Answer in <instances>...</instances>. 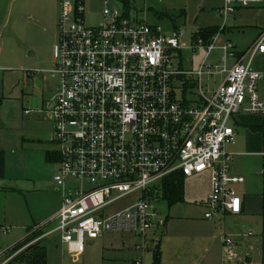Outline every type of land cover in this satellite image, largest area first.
Returning a JSON list of instances; mask_svg holds the SVG:
<instances>
[{
	"label": "built area",
	"instance_id": "built-area-1",
	"mask_svg": "<svg viewBox=\"0 0 264 264\" xmlns=\"http://www.w3.org/2000/svg\"><path fill=\"white\" fill-rule=\"evenodd\" d=\"M83 1L58 0L56 49L47 71L55 86L42 112L53 124L59 155L53 179L62 200L41 225H53L42 236L58 233L61 242L82 252L86 238L130 232L139 238L135 249L144 251L147 236L164 226L156 204L165 179L174 174L209 172L206 218L239 213L241 197L234 185L243 178L230 174L233 156L226 147L234 142L231 119L238 112L264 113L257 91L264 73L250 66L255 53H264V28L248 49V63L237 60L226 69L234 44L220 46L225 62L220 72L226 74L207 90L202 78L213 72L204 69V61L196 70L171 65L172 53L184 46L183 30L165 33L109 0L103 2L100 22L88 25ZM261 2L224 0L219 14L226 17ZM215 40V34L209 43L198 38L192 50L209 54ZM190 83L195 93L188 91ZM122 200L118 208H108ZM222 242L223 264H237L232 238L225 235Z\"/></svg>",
	"mask_w": 264,
	"mask_h": 264
},
{
	"label": "crops",
	"instance_id": "crops-1",
	"mask_svg": "<svg viewBox=\"0 0 264 264\" xmlns=\"http://www.w3.org/2000/svg\"><path fill=\"white\" fill-rule=\"evenodd\" d=\"M50 1L58 7V0ZM121 1L125 6L122 11L130 15L128 11L130 0ZM220 8H217L218 13ZM243 10L245 11L240 9L236 14H230L229 20L241 19ZM131 17L139 19L136 14ZM257 23L259 24L257 32L244 50L238 51L236 44L233 43L234 56L226 60V69L232 67L237 60L243 62L245 57L248 63V49L264 28V22L257 21L254 26H257ZM224 29L221 28L220 32ZM50 33L48 32V35ZM215 35L217 36L214 44L216 49L221 51L222 56L223 51L220 46L231 41L222 37L219 30ZM55 45L56 41L53 44L52 57L56 49ZM29 55L37 58V48L35 52H29ZM250 66L253 70L264 73V53H255ZM225 74L220 72L222 78L219 83L223 81ZM262 79L257 89L260 99L264 101V77ZM45 102L46 99H43L41 106H44ZM231 125L235 131L234 142L228 144L226 149L233 156L230 174L243 178V182L234 185L241 197V211L236 214L225 213L216 214L211 218L205 217L210 192L209 172H205L208 175L206 187L193 202H185L182 197L181 201L169 206L168 200L163 196V188L161 201H165L167 205L166 212L162 213L165 223L163 228L153 232V236L148 239L151 264H223L222 238L225 235L233 240L231 250L237 264H264V113H247L241 110L231 119ZM52 134L53 124L50 141L54 142ZM36 145L37 147L34 148L37 150L36 164L24 165L22 170L16 173L15 164L7 157L6 144L0 140V264H21L16 263L18 262L15 259L16 255L36 242L45 247L46 264H64L62 253L64 248L69 253L70 259L74 261L82 255L86 244L103 249L104 252L111 250L108 256L103 255L102 258L112 264H133L136 259L143 260L144 252L134 247L139 242V238L130 232H127V238L121 240L110 236L109 233L116 231L108 232L96 239L86 238L82 252L77 251L72 243L61 242L60 236L48 239L54 233L42 236L45 230L51 228L52 223L40 227L57 212L61 205L62 194L53 179L59 162L56 144L52 149L48 147L46 141L37 138ZM198 175L200 174L187 177H198ZM180 178L183 187V180L186 177ZM179 203L186 207L179 210L176 206ZM17 246L19 247L16 249ZM47 246H51L50 254ZM156 250L159 254L158 261L154 258ZM11 256L13 257L9 259Z\"/></svg>",
	"mask_w": 264,
	"mask_h": 264
},
{
	"label": "rangeland",
	"instance_id": "rangeland-1",
	"mask_svg": "<svg viewBox=\"0 0 264 264\" xmlns=\"http://www.w3.org/2000/svg\"><path fill=\"white\" fill-rule=\"evenodd\" d=\"M103 1H83L85 24L97 25L100 22ZM109 3L120 12L125 7L121 0H109ZM223 5L224 0H130L128 11L131 16L136 14L141 21L159 26L165 33L173 29L183 30L180 42L184 46L180 52L172 53L171 65L176 68L180 66L186 71L196 70L204 61V69H210L213 73L203 76L202 86L212 90L222 78L219 68H222L225 62L221 60V51L216 48L209 54L201 48L192 50L198 39L195 35L205 30L204 28H225L224 31H219L221 36L235 43L236 49L241 51L257 32L259 24L254 26L256 22H264V2L238 7L235 14L240 9L245 11H241V19L237 21L229 20L234 13L226 17L219 15L217 8ZM57 8V4H52L50 0H0V140L6 144L7 157L15 164L16 173L22 170L24 165L36 164L37 150L34 148L37 147V138L46 141L48 147L55 148V143L50 141L52 123L40 110L44 108L41 106L42 100H50L54 93L55 82L47 71L51 67L53 44L58 34ZM48 32H51L50 35ZM36 48L38 56L34 58L29 52H35ZM246 58L244 63L247 62ZM262 81L263 79H260L258 84ZM176 86L181 92L180 82H177ZM187 87L189 92H196L194 84L190 83ZM198 174V177H186L183 180L185 202L197 199L207 185V173ZM124 200L113 203L108 208H118ZM176 206L179 210L186 207L182 203ZM156 207L161 214L167 210L165 201L157 203ZM109 234L120 240L128 237L127 232ZM152 234L150 233L147 239H150ZM58 237L59 234L54 233L48 239ZM47 247L50 254L51 246ZM111 252H104L103 249L86 244L84 254L74 261L70 259L65 248L62 253L64 264H112L102 258ZM143 252L142 264H151L148 244ZM139 253L141 254L140 251Z\"/></svg>",
	"mask_w": 264,
	"mask_h": 264
},
{
	"label": "trees",
	"instance_id": "trees-1",
	"mask_svg": "<svg viewBox=\"0 0 264 264\" xmlns=\"http://www.w3.org/2000/svg\"><path fill=\"white\" fill-rule=\"evenodd\" d=\"M205 30L199 31L195 35V38L201 37L205 43H209L211 38L218 30L216 28H204ZM181 175L174 174L165 179L163 183V196L168 200V205L181 201L183 197V187L181 181ZM24 243V242H23ZM19 246L16 247V249ZM154 258L156 261L159 259L158 251H155ZM21 264H46V250L45 247L36 242L35 244L28 246L24 251L16 255L15 258Z\"/></svg>",
	"mask_w": 264,
	"mask_h": 264
}]
</instances>
